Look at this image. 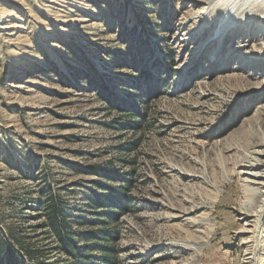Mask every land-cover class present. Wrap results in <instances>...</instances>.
<instances>
[{
    "label": "rangeland",
    "instance_id": "rangeland-1",
    "mask_svg": "<svg viewBox=\"0 0 264 264\" xmlns=\"http://www.w3.org/2000/svg\"><path fill=\"white\" fill-rule=\"evenodd\" d=\"M260 142L264 0H0V247L25 264L57 260L55 195L118 264H264Z\"/></svg>",
    "mask_w": 264,
    "mask_h": 264
},
{
    "label": "trees",
    "instance_id": "trees-1",
    "mask_svg": "<svg viewBox=\"0 0 264 264\" xmlns=\"http://www.w3.org/2000/svg\"><path fill=\"white\" fill-rule=\"evenodd\" d=\"M124 111V110H121ZM128 119H140L138 111H126ZM141 121V120H139ZM129 121L130 127L139 129L136 124ZM141 123V122H140ZM47 207L40 227L47 229L56 240L54 253L57 260L52 261L49 256H45L46 252L28 253L27 256L38 257L37 264H93V254L98 253L100 260L98 264H118L117 252L115 249V240L111 232L101 230L99 232H88L84 235H77L72 229L71 216L67 212L66 206L63 204L60 196H52L51 200L45 205ZM107 207L112 211L116 210L113 206L105 204L98 205L96 209ZM114 209V210H113ZM113 213V212H111ZM103 226L118 224V221L110 215H104ZM81 241L88 243L82 246ZM94 243V246L91 244ZM0 264H25L23 256H21L11 245L2 244L0 247Z\"/></svg>",
    "mask_w": 264,
    "mask_h": 264
},
{
    "label": "bare ground",
    "instance_id": "bare-ground-1",
    "mask_svg": "<svg viewBox=\"0 0 264 264\" xmlns=\"http://www.w3.org/2000/svg\"><path fill=\"white\" fill-rule=\"evenodd\" d=\"M246 139H247V141L252 140L251 135H248V138H246ZM259 146H261V147L264 148V142H260ZM258 154L260 155V154H263V153H258ZM255 161H256V164H255V165L252 164V165L255 166V168H259V167H260V161H258V160H256V159H255ZM254 176H255L256 178H259V177H260L259 173L254 174Z\"/></svg>",
    "mask_w": 264,
    "mask_h": 264
}]
</instances>
